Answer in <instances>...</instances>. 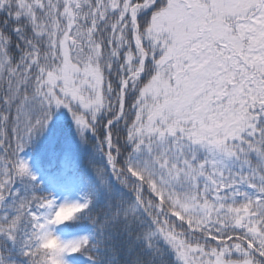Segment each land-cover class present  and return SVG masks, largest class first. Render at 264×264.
Instances as JSON below:
<instances>
[{"label": "snow or ice", "instance_id": "1", "mask_svg": "<svg viewBox=\"0 0 264 264\" xmlns=\"http://www.w3.org/2000/svg\"><path fill=\"white\" fill-rule=\"evenodd\" d=\"M0 264H264V0H0Z\"/></svg>", "mask_w": 264, "mask_h": 264}, {"label": "trees", "instance_id": "2", "mask_svg": "<svg viewBox=\"0 0 264 264\" xmlns=\"http://www.w3.org/2000/svg\"><path fill=\"white\" fill-rule=\"evenodd\" d=\"M44 146H45V141H41V143L37 146V148L35 150V155H38L43 150ZM26 151H29L30 156H34L32 149H28Z\"/></svg>", "mask_w": 264, "mask_h": 264}, {"label": "rangeland", "instance_id": "3", "mask_svg": "<svg viewBox=\"0 0 264 264\" xmlns=\"http://www.w3.org/2000/svg\"><path fill=\"white\" fill-rule=\"evenodd\" d=\"M22 155H24V156H30V153H29V151H26L25 153H23ZM67 213H62V214H59V216H58V218H60V219H64V218H66L67 217Z\"/></svg>", "mask_w": 264, "mask_h": 264}]
</instances>
